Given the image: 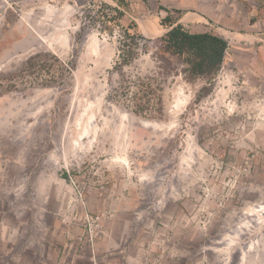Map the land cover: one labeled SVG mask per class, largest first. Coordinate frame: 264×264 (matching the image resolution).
<instances>
[{
    "label": "rangeland",
    "instance_id": "374dc122",
    "mask_svg": "<svg viewBox=\"0 0 264 264\" xmlns=\"http://www.w3.org/2000/svg\"><path fill=\"white\" fill-rule=\"evenodd\" d=\"M128 1L148 40L119 70L112 0H0V264H264L263 0ZM176 10L228 40L221 68L133 113L114 90Z\"/></svg>",
    "mask_w": 264,
    "mask_h": 264
},
{
    "label": "trees",
    "instance_id": "16d2710c",
    "mask_svg": "<svg viewBox=\"0 0 264 264\" xmlns=\"http://www.w3.org/2000/svg\"><path fill=\"white\" fill-rule=\"evenodd\" d=\"M115 5L99 3L91 17L99 31L107 36H115L118 42L117 60L114 67L119 70L130 66L139 57V49L146 39L138 24L128 19V0H112ZM160 9L169 10L162 5ZM177 16L166 15L160 23L166 31L155 39L151 52L155 62V71L147 76H127L114 90L113 96L131 112L139 115L161 113L163 84L160 79L181 75L187 81L197 78H213L221 68L228 41L214 32H191L182 23H178L181 11ZM128 19L127 23L124 20ZM148 52V50H145ZM35 57L26 62L28 69H35Z\"/></svg>",
    "mask_w": 264,
    "mask_h": 264
},
{
    "label": "bare ground",
    "instance_id": "6f19581e",
    "mask_svg": "<svg viewBox=\"0 0 264 264\" xmlns=\"http://www.w3.org/2000/svg\"><path fill=\"white\" fill-rule=\"evenodd\" d=\"M152 30L155 31V32H157L158 31V27H155Z\"/></svg>",
    "mask_w": 264,
    "mask_h": 264
},
{
    "label": "crops",
    "instance_id": "0c3cea01",
    "mask_svg": "<svg viewBox=\"0 0 264 264\" xmlns=\"http://www.w3.org/2000/svg\"><path fill=\"white\" fill-rule=\"evenodd\" d=\"M262 4H264V0H263V3ZM198 16H201V15H198ZM180 19V18H179ZM178 22H179V20H178ZM219 34V33H218ZM221 35V34H220ZM224 37V36H223ZM228 41V40H227ZM229 43V42H228Z\"/></svg>",
    "mask_w": 264,
    "mask_h": 264
}]
</instances>
